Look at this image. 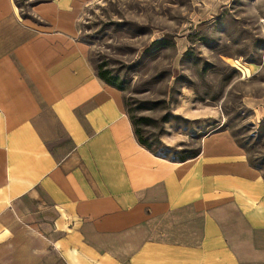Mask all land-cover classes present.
<instances>
[{
    "label": "crops",
    "instance_id": "1",
    "mask_svg": "<svg viewBox=\"0 0 264 264\" xmlns=\"http://www.w3.org/2000/svg\"><path fill=\"white\" fill-rule=\"evenodd\" d=\"M81 1L0 0V264H264V175L227 129L172 160L78 38Z\"/></svg>",
    "mask_w": 264,
    "mask_h": 264
},
{
    "label": "rangeland",
    "instance_id": "2",
    "mask_svg": "<svg viewBox=\"0 0 264 264\" xmlns=\"http://www.w3.org/2000/svg\"><path fill=\"white\" fill-rule=\"evenodd\" d=\"M29 15L32 0H16ZM78 38L172 160L227 129L264 175V0L81 1Z\"/></svg>",
    "mask_w": 264,
    "mask_h": 264
},
{
    "label": "trees",
    "instance_id": "3",
    "mask_svg": "<svg viewBox=\"0 0 264 264\" xmlns=\"http://www.w3.org/2000/svg\"><path fill=\"white\" fill-rule=\"evenodd\" d=\"M98 77H99L102 81H104L105 83H107V84H109V85H112V86H114V87H116V88L122 90V88H121L120 86H118V85L113 81V79L110 78V77L107 75L106 72H104V71H102V72L99 71V72H98ZM125 105H126V104H125ZM126 108H127V107H126ZM127 110H128V109H127ZM128 113H129V112H128ZM129 116H130V114H129ZM130 119H131L132 124H133V127H134V133H135V135H136L138 141L140 142V144H142L144 147H146L148 150H150L153 154L160 156L159 154L155 153V152L151 149V146H150L149 143H148V138H147L145 135H142V132H141L138 128H136V126H135V121L133 120V117H132V116H130ZM199 152H200V151H198L195 155L191 156L190 158L197 156V155L199 154ZM162 157H163V156H162ZM166 158H167V157H166ZM185 159H187V158H185ZM185 159H181V160H185Z\"/></svg>",
    "mask_w": 264,
    "mask_h": 264
}]
</instances>
